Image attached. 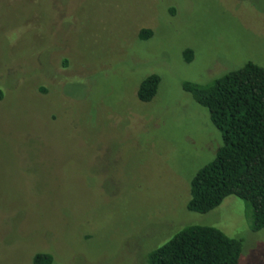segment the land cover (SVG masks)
I'll return each instance as SVG.
<instances>
[{"label":"rangeland","instance_id":"1","mask_svg":"<svg viewBox=\"0 0 264 264\" xmlns=\"http://www.w3.org/2000/svg\"><path fill=\"white\" fill-rule=\"evenodd\" d=\"M248 62L264 67V0H0V264H144L189 225L264 264L249 203L188 210L223 139L183 84Z\"/></svg>","mask_w":264,"mask_h":264},{"label":"trees","instance_id":"2","mask_svg":"<svg viewBox=\"0 0 264 264\" xmlns=\"http://www.w3.org/2000/svg\"><path fill=\"white\" fill-rule=\"evenodd\" d=\"M151 30L140 37L149 40ZM184 60L195 58L192 49ZM162 78L152 74L139 87L141 102H151L158 94ZM184 90L210 113L221 132L223 144L216 158L191 181L188 210L208 214L230 196L250 204L254 232L264 229V67L248 62L213 82H185ZM4 93L0 90V99ZM243 241L210 226L189 225L169 242L152 251L144 264H240ZM32 264H55L49 253H37Z\"/></svg>","mask_w":264,"mask_h":264},{"label":"flooded vegetation","instance_id":"3","mask_svg":"<svg viewBox=\"0 0 264 264\" xmlns=\"http://www.w3.org/2000/svg\"><path fill=\"white\" fill-rule=\"evenodd\" d=\"M139 40H143L141 37H139ZM143 41H145V40H143ZM186 62V61H185ZM192 63V62H191ZM191 63H187V64H191Z\"/></svg>","mask_w":264,"mask_h":264}]
</instances>
